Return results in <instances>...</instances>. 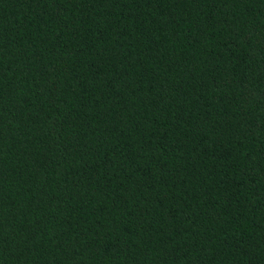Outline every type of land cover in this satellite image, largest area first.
Wrapping results in <instances>:
<instances>
[{
    "label": "trees",
    "instance_id": "obj_1",
    "mask_svg": "<svg viewBox=\"0 0 264 264\" xmlns=\"http://www.w3.org/2000/svg\"><path fill=\"white\" fill-rule=\"evenodd\" d=\"M0 264H264V0H0Z\"/></svg>",
    "mask_w": 264,
    "mask_h": 264
}]
</instances>
